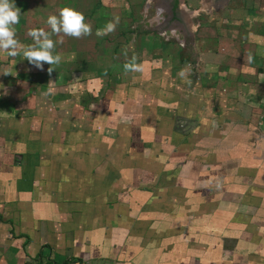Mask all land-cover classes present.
Here are the masks:
<instances>
[{"label":"rangeland","instance_id":"rangeland-1","mask_svg":"<svg viewBox=\"0 0 264 264\" xmlns=\"http://www.w3.org/2000/svg\"><path fill=\"white\" fill-rule=\"evenodd\" d=\"M162 2L15 0L18 55L9 56L0 49V175L9 174L13 180L0 177V193L30 190L37 162L44 158L37 149L48 144L43 132L57 127L63 132L70 124L78 132L93 129V136H79V144L103 149L102 154L93 155L108 163L109 170H127L129 166L131 185L143 209L160 208L172 198L181 210H192L207 200L200 193L228 190L233 175L225 156L236 154L238 144L258 142L262 115L250 122L254 126L249 127L247 136L221 120L226 108L236 107L234 112L244 111V115L250 112L232 100L229 74L222 77L206 70L207 76L198 81L199 61L194 52L197 29L184 35L177 17L168 16L166 2ZM169 2L175 6V1ZM64 7L82 13L91 34L73 37L52 33L46 21L50 15L59 16ZM209 20L204 14L190 23L197 27ZM109 21L115 24L114 30L97 36V29L106 28ZM33 29L50 33L54 54L62 58L59 64L45 62L41 70L25 59L23 50L34 43L29 35ZM133 62L142 70L125 68ZM240 87L247 91L244 84ZM138 99L142 114L124 113V106L138 105ZM27 132L32 135L30 146L24 139ZM67 139L60 138V145ZM216 159L222 160L221 165L214 163ZM215 165L220 168L214 169ZM215 176L220 181L211 185ZM163 180L170 182L173 195L159 189ZM5 204L6 212L1 206L3 221L11 208Z\"/></svg>","mask_w":264,"mask_h":264},{"label":"crops","instance_id":"crops-1","mask_svg":"<svg viewBox=\"0 0 264 264\" xmlns=\"http://www.w3.org/2000/svg\"><path fill=\"white\" fill-rule=\"evenodd\" d=\"M170 1L175 6L164 1V11L177 17L183 34L197 29L198 81L206 70L229 74L232 100L250 112L226 108L221 120L247 136L250 122L262 115L258 142H234L236 154L225 156L234 177L228 190L200 193L207 200L192 210H181L172 198L160 208L143 209L129 166L111 171L93 155L103 149L79 144V136H93V129L78 132L71 124L63 132L45 129L48 144L37 149L44 158L31 178L34 186L0 193V264H264V0ZM204 14L208 23H190ZM136 104L127 103L124 113L142 114V101ZM30 135L24 136L28 146ZM63 136L68 139L60 145ZM0 177L13 180L9 174ZM169 183L163 180L158 187L173 195ZM5 202L11 208L3 221Z\"/></svg>","mask_w":264,"mask_h":264},{"label":"clouds","instance_id":"clouds-1","mask_svg":"<svg viewBox=\"0 0 264 264\" xmlns=\"http://www.w3.org/2000/svg\"><path fill=\"white\" fill-rule=\"evenodd\" d=\"M19 23V12L15 5V0H0V49L6 50L9 56L18 55L17 49L19 41L15 38L14 25ZM50 26L52 33H61L65 35L80 37L81 35L91 34V27L85 22L82 13L70 7H64L60 10L59 16L50 15L46 21ZM115 24L108 22L106 28L97 29L96 35H104L114 30ZM34 43L23 50V56L35 67L43 70L44 63L50 65L59 64L61 56L54 54L55 42L50 38V33L43 29H33L29 32ZM127 70L141 71L140 65L128 63L125 65ZM52 69H49L51 72ZM183 76V71L180 72Z\"/></svg>","mask_w":264,"mask_h":264},{"label":"flooded vegetation","instance_id":"flooded-vegetation-1","mask_svg":"<svg viewBox=\"0 0 264 264\" xmlns=\"http://www.w3.org/2000/svg\"><path fill=\"white\" fill-rule=\"evenodd\" d=\"M165 1V0H164ZM167 4H170L171 5V3L169 2V0H167V1H165Z\"/></svg>","mask_w":264,"mask_h":264},{"label":"bare ground","instance_id":"bare-ground-1","mask_svg":"<svg viewBox=\"0 0 264 264\" xmlns=\"http://www.w3.org/2000/svg\"><path fill=\"white\" fill-rule=\"evenodd\" d=\"M182 9L185 10V7L183 6Z\"/></svg>","mask_w":264,"mask_h":264}]
</instances>
